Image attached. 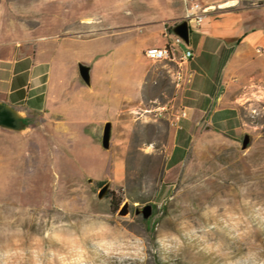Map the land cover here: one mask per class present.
<instances>
[{
  "label": "rangeland",
  "instance_id": "rangeland-1",
  "mask_svg": "<svg viewBox=\"0 0 264 264\" xmlns=\"http://www.w3.org/2000/svg\"><path fill=\"white\" fill-rule=\"evenodd\" d=\"M180 1L185 8L191 2L201 4ZM164 2L0 0V44L40 43L45 58L57 45L59 55L71 65L67 85L71 98L66 108L70 117L51 119L36 113L24 120L28 125L21 130L0 126V199L18 197L38 203L58 188L68 198L89 202L94 210L131 221L125 226L147 235L169 211L167 204L158 206L160 201L181 189L203 183L210 190H220L241 178H255L264 188L262 85L242 87L256 93L242 106L239 135L201 125L195 129L185 160L171 170L166 167L171 135L183 112L180 98L186 81L179 84L177 74L185 71L186 64L138 59V46L130 39L145 36L146 22L163 9ZM262 3L240 0L247 6ZM81 64L92 65L89 83L80 74ZM142 69L147 77L140 90L136 78ZM108 121L112 134L105 149L102 135ZM246 134L251 141L243 149ZM144 176L155 182L148 197L140 191ZM105 184L108 191L100 198ZM183 195L204 198L207 192ZM125 201L130 202V213L120 216ZM148 203L153 205L148 219L135 213ZM185 259L187 264H207L191 252Z\"/></svg>",
  "mask_w": 264,
  "mask_h": 264
},
{
  "label": "clouds",
  "instance_id": "clouds-1",
  "mask_svg": "<svg viewBox=\"0 0 264 264\" xmlns=\"http://www.w3.org/2000/svg\"><path fill=\"white\" fill-rule=\"evenodd\" d=\"M154 188L151 177L141 179L144 196ZM165 204L167 215L146 235L58 188L38 203L2 198L0 264H187L188 252L207 264H264V188L255 178L220 190L192 185L158 206Z\"/></svg>",
  "mask_w": 264,
  "mask_h": 264
},
{
  "label": "crops",
  "instance_id": "crops-1",
  "mask_svg": "<svg viewBox=\"0 0 264 264\" xmlns=\"http://www.w3.org/2000/svg\"><path fill=\"white\" fill-rule=\"evenodd\" d=\"M198 1L208 13L200 22L190 24L187 45L194 57L185 68L188 80L180 98L183 112L167 149L168 170L185 160L195 129L201 125L239 135L243 131L242 106L256 93L242 87L264 86V3L247 6L240 0ZM164 3L146 22L145 36L130 38L138 46V59L147 58V48L166 43V23L184 18V3ZM44 48L40 43L0 44V101L24 120L36 113L51 119L70 117L66 109L71 98L67 87L70 62L59 55L57 45L49 58H45ZM92 70L90 65V77ZM146 77L144 69L137 73L140 90Z\"/></svg>",
  "mask_w": 264,
  "mask_h": 264
},
{
  "label": "water",
  "instance_id": "water-1",
  "mask_svg": "<svg viewBox=\"0 0 264 264\" xmlns=\"http://www.w3.org/2000/svg\"><path fill=\"white\" fill-rule=\"evenodd\" d=\"M173 32L184 39V41L188 44L190 41V25L187 20H183L181 22L176 23L173 26ZM80 74L82 78L89 83L90 82V74L89 67L81 64L79 66ZM0 126L13 129V130H21L26 127V123L23 118H21L18 113L9 106L8 104L0 101ZM112 134V123L110 121L105 123L102 135V146L105 149L110 147ZM251 141V137L249 134L244 136L243 140V149H246L249 146ZM109 184H105L100 192L99 197L102 198L108 191ZM130 213V202L125 201L122 207L120 208L118 214L120 216H126ZM135 213L137 215L142 214L145 219H148L153 214V205L148 203L140 208H136Z\"/></svg>",
  "mask_w": 264,
  "mask_h": 264
},
{
  "label": "built area",
  "instance_id": "built-area-1",
  "mask_svg": "<svg viewBox=\"0 0 264 264\" xmlns=\"http://www.w3.org/2000/svg\"><path fill=\"white\" fill-rule=\"evenodd\" d=\"M208 13L198 2H191L185 8L184 19L189 22H200ZM167 41L163 46H152L144 51L145 56L152 60H168L179 64H187L194 57V52L182 37L172 31H167ZM186 75V78H185ZM178 83L188 80V74L185 71H179L177 74Z\"/></svg>",
  "mask_w": 264,
  "mask_h": 264
},
{
  "label": "trees",
  "instance_id": "trees-1",
  "mask_svg": "<svg viewBox=\"0 0 264 264\" xmlns=\"http://www.w3.org/2000/svg\"><path fill=\"white\" fill-rule=\"evenodd\" d=\"M165 28L169 31L173 30V26L168 25L167 23L165 24ZM26 120V119H25ZM26 125H28V123H26ZM116 206H118V203L116 204Z\"/></svg>",
  "mask_w": 264,
  "mask_h": 264
}]
</instances>
